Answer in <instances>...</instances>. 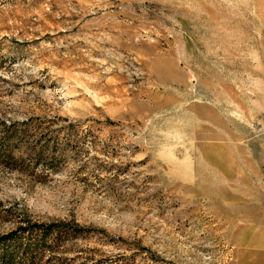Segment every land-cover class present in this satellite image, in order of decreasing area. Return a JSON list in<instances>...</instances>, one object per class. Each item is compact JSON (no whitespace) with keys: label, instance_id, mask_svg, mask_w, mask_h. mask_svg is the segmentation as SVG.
<instances>
[{"label":"rangeland","instance_id":"374dc122","mask_svg":"<svg viewBox=\"0 0 264 264\" xmlns=\"http://www.w3.org/2000/svg\"><path fill=\"white\" fill-rule=\"evenodd\" d=\"M31 223L0 264H264V0H0V235Z\"/></svg>","mask_w":264,"mask_h":264},{"label":"trees","instance_id":"16d2710c","mask_svg":"<svg viewBox=\"0 0 264 264\" xmlns=\"http://www.w3.org/2000/svg\"><path fill=\"white\" fill-rule=\"evenodd\" d=\"M52 226H54V225H52ZM36 229H41L39 232H43V234H44V232H47L49 230L48 225H46L45 227H42L41 225L36 224V223L27 224L25 226L18 225L15 229H13V230H11V231L3 234V235H0V241H7L10 239H13L18 235L19 232L33 231Z\"/></svg>","mask_w":264,"mask_h":264},{"label":"built area","instance_id":"2783aa9c","mask_svg":"<svg viewBox=\"0 0 264 264\" xmlns=\"http://www.w3.org/2000/svg\"><path fill=\"white\" fill-rule=\"evenodd\" d=\"M135 78H142V74L138 69H137V72L135 74Z\"/></svg>","mask_w":264,"mask_h":264},{"label":"crops","instance_id":"0c3cea01","mask_svg":"<svg viewBox=\"0 0 264 264\" xmlns=\"http://www.w3.org/2000/svg\"><path fill=\"white\" fill-rule=\"evenodd\" d=\"M248 240H249V238H248Z\"/></svg>","mask_w":264,"mask_h":264}]
</instances>
